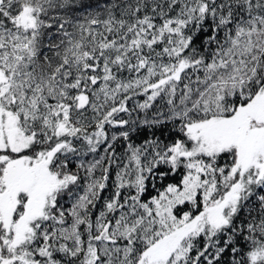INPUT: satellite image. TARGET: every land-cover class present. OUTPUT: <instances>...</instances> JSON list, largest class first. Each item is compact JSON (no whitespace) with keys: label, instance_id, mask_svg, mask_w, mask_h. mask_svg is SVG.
Masks as SVG:
<instances>
[{"label":"snow or ice","instance_id":"obj_1","mask_svg":"<svg viewBox=\"0 0 264 264\" xmlns=\"http://www.w3.org/2000/svg\"><path fill=\"white\" fill-rule=\"evenodd\" d=\"M0 264H264V0H0Z\"/></svg>","mask_w":264,"mask_h":264}]
</instances>
